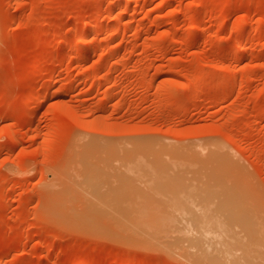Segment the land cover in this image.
Returning <instances> with one entry per match:
<instances>
[{
  "label": "rangeland",
  "instance_id": "1",
  "mask_svg": "<svg viewBox=\"0 0 264 264\" xmlns=\"http://www.w3.org/2000/svg\"><path fill=\"white\" fill-rule=\"evenodd\" d=\"M78 137L105 152L163 140L220 148L243 168L252 188L242 194L263 216L264 0H0V264H205L182 229L142 247L52 214L48 185L63 181L71 150L88 147ZM106 157L88 160L109 181H134L110 163L130 159ZM145 159L162 166L149 195L156 212L197 222L187 206L163 205L179 196L206 205L199 187L176 182L195 161L170 170ZM221 198L206 209L220 214Z\"/></svg>",
  "mask_w": 264,
  "mask_h": 264
},
{
  "label": "bare ground",
  "instance_id": "2",
  "mask_svg": "<svg viewBox=\"0 0 264 264\" xmlns=\"http://www.w3.org/2000/svg\"><path fill=\"white\" fill-rule=\"evenodd\" d=\"M81 44L80 48L85 49L86 41ZM81 49L79 51H82ZM76 142L85 143L88 147H76L71 150L69 161L62 172L63 181L54 184L55 191L53 181L48 185L52 199L53 195L55 197L54 204L50 200L51 212L53 214L55 211V215L63 222L94 235L142 247H161L169 239L176 238L173 234L182 232V229L188 234V247L194 250L190 255L199 256L205 264H264V215L259 214L261 209L257 211V204L246 200L244 194L251 192L252 187L243 168L232 155L220 148H184L168 144L164 140L156 143L158 146L152 142H132V146L127 149L110 152L100 150V143L95 139L78 137ZM117 153L130 159V162L112 159L111 165L119 174L134 177V181H109L106 177V166L88 160L91 156L99 154H106V159H109ZM147 157L153 160L163 159L162 165H171L170 170L178 169L173 160L195 161L192 171L184 172L189 174L182 175L176 182L180 185L199 187L198 198L206 202V205L208 198L213 195L222 196L221 202H213L220 214H212L206 209V205L201 207L194 200L179 196L171 197L170 201L165 200L163 205L177 209L183 204L197 217V222L191 218L178 221L162 218L150 204V196L157 190L155 185L162 186L160 178L156 175L162 166L154 162L148 163L145 159ZM110 163L108 161L106 164ZM146 173L152 176L151 181L142 178ZM202 238L206 242L204 253H200L198 249Z\"/></svg>",
  "mask_w": 264,
  "mask_h": 264
}]
</instances>
